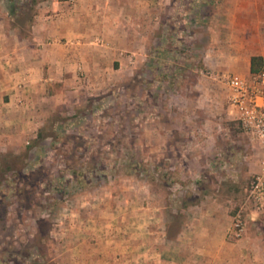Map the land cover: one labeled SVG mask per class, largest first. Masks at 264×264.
Returning <instances> with one entry per match:
<instances>
[{"label":"rangeland","instance_id":"1","mask_svg":"<svg viewBox=\"0 0 264 264\" xmlns=\"http://www.w3.org/2000/svg\"><path fill=\"white\" fill-rule=\"evenodd\" d=\"M43 1L0 0V21L27 37ZM212 2L159 0L153 21L113 48L110 72L51 80L49 93L62 87L57 100L48 94L41 116L24 109L21 126L0 139V264H97L95 243L111 264L150 260L153 237L174 241L215 202L232 214L242 207L245 227L264 232V212L244 190L261 151L217 78L233 73L220 69L222 48L205 46L208 17L200 28L193 21L197 4L208 11Z\"/></svg>","mask_w":264,"mask_h":264},{"label":"crops","instance_id":"2","mask_svg":"<svg viewBox=\"0 0 264 264\" xmlns=\"http://www.w3.org/2000/svg\"><path fill=\"white\" fill-rule=\"evenodd\" d=\"M158 4L159 0H46L40 2L27 37L20 36L8 20H1L0 139L10 136L11 128L21 126L26 107L31 112L33 108L39 110L41 116L46 96L53 94L50 98L57 100L62 87L49 93V81L78 79L82 74L78 69H83L82 76L88 78L110 72L113 48L129 45L131 32L144 30L153 21L152 15L157 16ZM206 8L210 9L204 11L197 4L193 21L200 28V17H208L209 42L205 46L222 48L216 51L221 58L218 62L223 64L220 69L250 74L251 57L264 55V0H213ZM183 9L191 11L189 6ZM95 34L103 36V46H92L90 40ZM249 145L247 141L246 147ZM214 204L216 209L211 211L202 207L190 220L193 228L174 237V241L153 237L150 260L147 254L142 257L137 252L134 254L138 256L128 259L125 255V261L118 264H264V232L254 228L257 223L246 221L243 236L230 240L232 213ZM102 247L95 243L90 251L93 263L111 264ZM100 251L101 263L96 258Z\"/></svg>","mask_w":264,"mask_h":264},{"label":"built area","instance_id":"3","mask_svg":"<svg viewBox=\"0 0 264 264\" xmlns=\"http://www.w3.org/2000/svg\"><path fill=\"white\" fill-rule=\"evenodd\" d=\"M228 88V102L240 130L261 151L260 170L248 179L245 186V202L253 211L264 212V66L248 75H218ZM245 231L242 207L232 214L228 232L230 240H239Z\"/></svg>","mask_w":264,"mask_h":264},{"label":"trees","instance_id":"4","mask_svg":"<svg viewBox=\"0 0 264 264\" xmlns=\"http://www.w3.org/2000/svg\"><path fill=\"white\" fill-rule=\"evenodd\" d=\"M264 66V55L263 56H252L250 59V72L255 73Z\"/></svg>","mask_w":264,"mask_h":264}]
</instances>
